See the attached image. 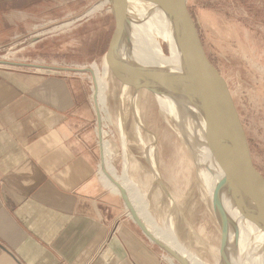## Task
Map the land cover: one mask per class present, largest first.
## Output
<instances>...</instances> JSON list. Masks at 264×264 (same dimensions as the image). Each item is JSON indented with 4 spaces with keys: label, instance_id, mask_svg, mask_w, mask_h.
Returning <instances> with one entry per match:
<instances>
[{
    "label": "rangeland",
    "instance_id": "rangeland-1",
    "mask_svg": "<svg viewBox=\"0 0 264 264\" xmlns=\"http://www.w3.org/2000/svg\"><path fill=\"white\" fill-rule=\"evenodd\" d=\"M101 1L104 0H0V14H4L0 16L4 28L0 35V68L10 69L11 62L27 59L32 64L69 67L70 74L83 75L90 83L91 71L76 69L96 65L105 75L108 88L102 100L113 134L108 139L116 148L111 159L110 142L105 140L111 171L120 180L127 176L126 185L137 190L140 200L150 203L151 210L146 213L149 218L160 226L171 225L165 241L179 242V250L194 264H222L223 231L207 193L209 178H204L206 174L202 176L201 171L196 174L188 143L171 128L149 91H137L129 84V89L120 94L123 87L104 58L114 30L110 2L90 11ZM186 4L207 57L227 83L252 162L264 177V0H186ZM162 45L166 50L165 42ZM134 102L144 144L139 143L135 130ZM118 117L123 121L124 147ZM150 144L155 168L143 148ZM125 155L128 164H124ZM167 194L173 199V209ZM230 222L229 239L234 244L235 222ZM230 243L226 250L231 262L236 260L237 264L241 251L237 244Z\"/></svg>",
    "mask_w": 264,
    "mask_h": 264
},
{
    "label": "crops",
    "instance_id": "crops-1",
    "mask_svg": "<svg viewBox=\"0 0 264 264\" xmlns=\"http://www.w3.org/2000/svg\"><path fill=\"white\" fill-rule=\"evenodd\" d=\"M10 64L0 68V264H180L119 194L89 80L55 64ZM149 210L138 208L141 222L165 241L170 226Z\"/></svg>",
    "mask_w": 264,
    "mask_h": 264
},
{
    "label": "water",
    "instance_id": "water-1",
    "mask_svg": "<svg viewBox=\"0 0 264 264\" xmlns=\"http://www.w3.org/2000/svg\"><path fill=\"white\" fill-rule=\"evenodd\" d=\"M109 1L114 30L104 55L106 64L118 77L120 86L130 83L137 91L145 89L154 96L161 113L190 141L196 172V159H203L201 168L213 176L212 192L217 196L212 207L223 231L222 264H233L231 254L226 250L230 243L231 222L219 199L225 196L242 217L264 231V177L252 162L245 131L227 83L206 55L186 0H157L173 29L178 50V57L173 62L161 59L153 62L144 58L139 61L130 48L134 46L128 31V0ZM160 99H166L174 112L165 114ZM121 196L132 211L124 189ZM135 221L163 250L181 264H188L184 257L173 253L155 238L140 219ZM233 234L237 243L239 231L236 225ZM230 244L234 246L233 242ZM250 255L251 251H247L246 258Z\"/></svg>",
    "mask_w": 264,
    "mask_h": 264
},
{
    "label": "bare ground",
    "instance_id": "bare-ground-1",
    "mask_svg": "<svg viewBox=\"0 0 264 264\" xmlns=\"http://www.w3.org/2000/svg\"><path fill=\"white\" fill-rule=\"evenodd\" d=\"M109 2H110L109 0L101 1L99 4H97L93 8H90V11H93L94 9H98L103 4L109 3ZM127 11H128L127 13H128V17L130 20L129 26H128V31H129V35H130L132 45L134 46V47H130V48L132 49L133 53L136 54L135 57L139 61H142L140 58H144L146 61L149 60V61H153V62H157L158 59L159 60L160 59L166 60L168 62H173L178 57V50H177L175 38L173 35V29H172L171 22H170L168 16L165 14L163 9L160 8V6L157 4V0H128V10ZM68 24H69V22L62 24L61 26H66ZM51 30H53V29H51ZM162 42H165L166 50L163 47ZM88 67L87 66H81V68H77L76 70L89 69V71H91V73H92V79H91L92 91H91L90 96H91V100H92L93 105L97 108V110L99 112H101L103 110V103H104L102 98L104 99V97H105L104 95L108 89L107 83L105 80V75L103 76L100 73V71L96 65H89ZM129 84L130 83H127L125 85L124 84L121 85V87H123V88H122L120 94L125 93L129 89ZM123 96L124 95H122V97ZM134 101L135 102L137 101V97L135 98ZM135 102H134L135 105L133 107V112H134L133 116H135V119H136V121L134 120V123L136 122L135 130L137 131V133H138L137 136H139V139H140V137H141V129L140 128L142 127V125L138 119L137 106H136ZM159 103H160L163 111L165 112V114L168 112H171V113L174 112L173 108L171 107V104L166 99H160ZM123 116H125V115H123ZM121 118L118 117L117 125H118V129L120 130V133H121L122 146H123V142L125 143L126 137L124 135V129L122 127L123 121ZM164 118L168 122V124L171 126V128L176 131L178 136L180 138H182L184 141H186V143H188L189 148L191 150L192 145H191L190 141H188L186 139L187 137L185 135H183L182 132L179 131V129L167 118L166 115H164ZM136 131H135V133H136ZM104 136H105V132L103 135V140L105 142ZM99 140H101L100 130H99ZM139 143L144 144L142 139H140ZM100 145H101V142H100ZM151 145L152 144H150L149 147L147 145H145V146H143V148L145 149L146 159L153 166V161H152V148L153 147ZM128 146H130V143ZM126 155L123 156L124 160L126 159ZM106 159H107V157H106ZM191 159L193 161L192 154H191ZM196 160H197L196 162H197V166H198V172H196V174L199 175V173L201 171L202 176H203V173L206 174V176H204V178H206V179L209 178L210 184L208 185V187L210 188V193L208 191H207V193H208V196L210 197L209 200L211 201V206H214V200L217 198V196H215L212 192L213 183H212L211 177L213 178V176L210 173H207L204 170H202L201 166L203 163V159L198 158ZM100 164L102 167V159H101ZM100 164H99V171L101 170ZM127 164H128V162H127ZM209 165L210 164H208L207 166L210 169ZM155 171L156 170H154V175L156 176V180L159 183V186L165 191V188H164V186H162L160 180L158 179L157 173ZM202 171H204V172H202ZM198 179H199V177H198ZM155 183H154V185H155ZM120 185H121L120 189L125 190L127 197H128V200H129V203L131 205L132 211H130L129 208L126 206L127 210L129 211V214L131 215V217L134 220L140 219V214L138 212V208L140 210L150 209V206H151V205L149 206L150 203L146 202L145 200H140V197L138 195L137 190L134 191V189L132 190L131 188H129V186L126 185V182L124 179L122 180V183H120ZM201 186L205 187V185L202 183H201ZM121 190L119 192L120 195H121ZM207 190H208V188H207ZM168 197H169V201H170V205H171L170 207H171V209H173L174 208L173 199L171 198L170 195H168ZM219 201L221 202L223 209L227 213L229 220H232L235 222V224L233 223V225H232V229H233L234 225H236L238 227V231H239L238 241H237V243H234V244H237V246L240 248L241 253H240V257H239L237 264H264V248H263L264 247V231H262L254 223L249 221L248 218L242 217L238 213V209L235 208L233 206V204L231 203V201L229 199H227L225 196H222V198H220ZM171 209L169 208L170 211H171ZM151 223L153 224L154 222H151ZM150 228L152 229V227H150ZM148 230L154 236L155 233H153L152 230H150L149 228H148ZM153 230H155V229H153ZM158 230H160V229H158ZM161 230H163V229H161ZM229 232H230V230H229ZM233 237H234V234H233ZM155 238H157V237H155ZM157 239H159V238H157ZM159 240L167 249H169L173 253L179 255L180 257H184L183 259L188 264H194L193 262L190 261V259L181 250H179V247L176 243L170 244V243H167L166 241H164L162 239H159ZM233 241L235 242L234 239H233ZM247 251H251V255L248 259L246 258V252ZM234 261L236 262V260H234ZM235 262L233 264H236Z\"/></svg>",
    "mask_w": 264,
    "mask_h": 264
},
{
    "label": "built area",
    "instance_id": "built-area-1",
    "mask_svg": "<svg viewBox=\"0 0 264 264\" xmlns=\"http://www.w3.org/2000/svg\"><path fill=\"white\" fill-rule=\"evenodd\" d=\"M93 65V64H92ZM91 85H90V88H91V91H92V81H90ZM90 100H91V97H90ZM91 104L93 105L92 103V100H91ZM93 108H96L94 105H93ZM96 111H97V120L95 121V124H94V129L95 131L98 133V136H99V127L102 128V130L105 132V136H104V139L107 140V141H110L108 139V135H113L111 130L109 129V126L107 124V115L105 113V109H103L101 112H99L96 108ZM101 142V140H100ZM102 158H103V154H102ZM99 168V167H98Z\"/></svg>",
    "mask_w": 264,
    "mask_h": 264
}]
</instances>
